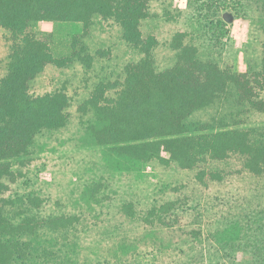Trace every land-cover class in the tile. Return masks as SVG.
<instances>
[{"label":"trees","instance_id":"obj_1","mask_svg":"<svg viewBox=\"0 0 264 264\" xmlns=\"http://www.w3.org/2000/svg\"><path fill=\"white\" fill-rule=\"evenodd\" d=\"M155 1L0 0V264H77L69 252L79 240L69 231L71 239L85 227L81 209H59L37 177L64 160L59 138L67 130L78 146L109 147L104 158L126 172L154 162L195 170L238 156L254 176L264 173V120H252L264 118V0L232 3L243 17L258 15L249 20L256 34L244 45V72L235 71L227 44L220 47L227 37L219 21L197 30L186 20L187 10L200 16V0H186V11ZM40 21L76 22L83 31L56 58L32 31ZM92 27L103 40L89 36ZM48 69L57 73L46 78ZM97 192L84 184L75 197L96 204ZM124 206L135 219L134 203L123 202V213ZM221 241L214 254L200 241L125 263L264 264V245Z\"/></svg>","mask_w":264,"mask_h":264},{"label":"rangeland","instance_id":"obj_2","mask_svg":"<svg viewBox=\"0 0 264 264\" xmlns=\"http://www.w3.org/2000/svg\"><path fill=\"white\" fill-rule=\"evenodd\" d=\"M155 2H151V10L156 8ZM232 3L233 0H200L202 11L197 18L186 11V0L184 7H180L179 0H172L175 8L188 13L186 20L194 23L197 30H203L210 20L219 21L221 35L228 38L221 40L220 47L228 45H223V49L226 55L232 56L235 71L244 72L248 66L244 45L249 32L256 34L249 20H256L258 15L250 12L243 17L242 9ZM203 8H207L208 13ZM32 31L49 45L54 57L60 58L68 52V40L81 34L83 26L76 22L40 21L34 24ZM89 36L97 42L103 40L94 27L89 30ZM56 73L48 69L45 77ZM252 120L259 122L264 118ZM59 140L64 141L61 152L64 160L58 162L53 171L41 172L37 177L59 209L70 213L81 209L85 227L76 234L78 237L71 239L69 231V240H79L76 249L69 252L77 264H130L125 262L131 258L149 260L159 256L158 251L161 255L170 256L172 252L175 255L177 250L186 251L191 243L200 241L206 255L214 254L210 247L219 239L221 243L238 241L264 245V173L254 176L243 168L240 157L231 156L224 162H201L195 170L182 171L171 163L154 162L153 165L137 164L126 172L125 168L115 166L113 160L109 162L104 158L109 147L78 146L71 130L61 134ZM48 146L50 148L51 143ZM160 156L163 160L169 157L165 152ZM29 177L36 178L33 174ZM218 178L221 180L216 181ZM195 179L201 180V184ZM91 183L97 187L95 198L99 202L89 205L83 199L78 201L75 195L84 184ZM23 189L20 184L19 190ZM184 197L188 198L190 209L181 200ZM123 202L134 203L135 219L128 217L130 206L123 207L124 213L120 211ZM90 215L99 218L98 221ZM131 251L137 255L131 257ZM232 256L249 258L252 254L235 252Z\"/></svg>","mask_w":264,"mask_h":264},{"label":"clouds","instance_id":"obj_3","mask_svg":"<svg viewBox=\"0 0 264 264\" xmlns=\"http://www.w3.org/2000/svg\"><path fill=\"white\" fill-rule=\"evenodd\" d=\"M179 4H180V7H184L185 6V0H179Z\"/></svg>","mask_w":264,"mask_h":264}]
</instances>
